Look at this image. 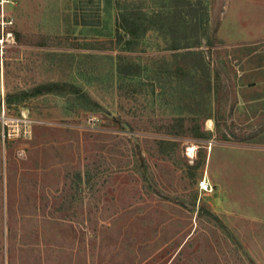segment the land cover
<instances>
[{
	"label": "rangeland",
	"instance_id": "rangeland-1",
	"mask_svg": "<svg viewBox=\"0 0 264 264\" xmlns=\"http://www.w3.org/2000/svg\"><path fill=\"white\" fill-rule=\"evenodd\" d=\"M0 264H264V0L6 4Z\"/></svg>",
	"mask_w": 264,
	"mask_h": 264
},
{
	"label": "trees",
	"instance_id": "trees-1",
	"mask_svg": "<svg viewBox=\"0 0 264 264\" xmlns=\"http://www.w3.org/2000/svg\"><path fill=\"white\" fill-rule=\"evenodd\" d=\"M179 18L177 17L176 18V21L178 20ZM135 25H137L138 27H140L141 25L138 23V22H135ZM138 30H141L140 28ZM146 31H144L142 33V35L145 33ZM141 35V36H142ZM137 35L136 32H133V37L135 38ZM198 44V43H197ZM186 47H193V46H189V44H185ZM189 54H192V53H189ZM198 54H202L201 52H199ZM65 88H71V86H68L67 85H61V84H58V83H49V84H43V85H39L37 87H34L32 89H29L27 91H21L19 93H16V94H13V95H8L7 96V99L9 101H11L12 99L14 98H17V97H38V96H41V95H45V94H48V93H52V92H55V91H58V90H62V89H65ZM124 128H128L126 126H124ZM142 158V157H141ZM145 176L146 178L148 179V181L151 183V185H153V181L152 179L149 177V174L147 173V171H145ZM154 191L159 193V194H162L161 191L157 188V186L154 185ZM174 201L176 203H178L179 201L177 199H174Z\"/></svg>",
	"mask_w": 264,
	"mask_h": 264
},
{
	"label": "built area",
	"instance_id": "built-area-1",
	"mask_svg": "<svg viewBox=\"0 0 264 264\" xmlns=\"http://www.w3.org/2000/svg\"><path fill=\"white\" fill-rule=\"evenodd\" d=\"M11 0H0V10L2 12V16H3V12L5 11L6 8V4H8ZM2 23H4L5 25H10L12 22H10L9 20H7L6 22L2 21ZM201 188L204 190L208 189L209 184L205 183L204 181L201 182L200 184Z\"/></svg>",
	"mask_w": 264,
	"mask_h": 264
},
{
	"label": "bare ground",
	"instance_id": "bare-ground-1",
	"mask_svg": "<svg viewBox=\"0 0 264 264\" xmlns=\"http://www.w3.org/2000/svg\"><path fill=\"white\" fill-rule=\"evenodd\" d=\"M194 150H195V147H191V148L189 149V153H188V155H189V156H194Z\"/></svg>",
	"mask_w": 264,
	"mask_h": 264
}]
</instances>
